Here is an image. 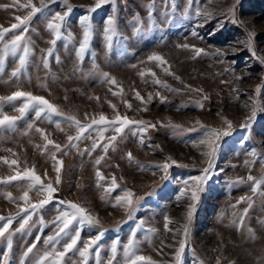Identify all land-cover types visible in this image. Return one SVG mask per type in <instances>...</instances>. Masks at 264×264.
<instances>
[{
	"label": "rangeland",
	"instance_id": "1",
	"mask_svg": "<svg viewBox=\"0 0 264 264\" xmlns=\"http://www.w3.org/2000/svg\"><path fill=\"white\" fill-rule=\"evenodd\" d=\"M26 2L17 0L13 5L12 0H0V28H11L17 23L16 16L26 15L29 9L19 8V4ZM69 2L73 11L67 31L62 30L64 35L48 57L47 69L41 58L51 47L48 43L51 35L44 16L37 13L29 22L25 36L32 42L33 51L21 74L19 90L45 97L64 114L75 115L82 124L90 123L93 117L98 119L99 114L110 120L119 114L156 127L141 133L135 126H129L122 138L118 136L115 149L110 147L107 153L102 151V145L114 133L109 130L104 133L105 139L99 140L98 133L90 130L92 139L98 142L91 155L88 150L92 148V139L75 142V148L65 147L67 137L75 136L76 129L61 117L52 118L60 122L59 129L43 117L35 120L32 112L17 121V131L0 128V179L22 172L25 167H34L43 183L53 182L57 189L53 201L38 209L20 232L13 230L19 228L25 215L19 213V207L23 206L20 197L28 181L0 184V216L16 217L10 229V252L6 241L0 238V262L7 252L10 264H20L23 251L40 235V242L26 260V264H35L44 251L43 239L53 234V221L62 207L56 201L65 200L81 204L98 218L96 228L81 226V240L102 230L101 260L111 255V243L118 240L114 264H124L123 245L135 232L138 254L150 256L156 264H174V250L178 241L185 238L183 229L187 224L182 264H216L217 259L220 264H264V185L253 193L250 191L253 182L247 179L249 175L256 179L264 176V112H258L251 126L243 128L252 107L264 106V64L250 54L245 43L248 33H252L257 56L264 57V0H193L191 5L189 0H117V36L111 49L102 38L103 20L112 14L109 4L91 14L95 32L82 60L75 56L82 39L78 18L87 14L94 0ZM33 3L40 6L39 0ZM45 3L54 10L65 9L60 0ZM149 4L153 6L151 21ZM230 7L234 12L228 11ZM197 8L201 10L199 17L195 16ZM206 11L213 15L205 19ZM193 28L199 38L190 34ZM11 35L9 32L6 39ZM195 48L203 52L197 55ZM153 54L160 55L166 63L149 61ZM0 60L5 68V75L0 77V97H6L18 90L16 79L10 77L16 62L10 54L5 57L2 44ZM103 73L114 78L116 84L105 80ZM156 79L168 87L155 84ZM257 87L261 89L259 94L255 91ZM137 92L144 102L135 98ZM0 103L4 114L19 115L13 105L19 106L21 101ZM111 105H115V110ZM225 120L231 122V131L218 142L208 179L198 193L199 199L192 201L189 178L202 175L201 170L209 168V158L203 155L207 148L198 141L206 129H226ZM26 122H33L62 146V151L55 153L63 161L59 185H55L57 174L53 168L55 150L51 145L45 148L46 141L35 128L27 130ZM25 131L27 135L22 134ZM141 135L143 144L138 139ZM128 153L132 154L131 159ZM100 157L103 159L96 165ZM13 159L17 160L16 165L9 167L4 163ZM165 162L170 165L166 178L156 168ZM97 170L105 177L104 181L97 180ZM113 177L118 187L109 191ZM186 179L189 185L181 196L185 187L182 181ZM122 190L133 193L132 209L113 206ZM7 193H11L16 203L8 200ZM29 196L33 203L42 198L35 189ZM190 208L191 221L187 219ZM63 243L58 246L61 250ZM89 264H96L95 255L89 257Z\"/></svg>",
	"mask_w": 264,
	"mask_h": 264
},
{
	"label": "snow or ice",
	"instance_id": "2",
	"mask_svg": "<svg viewBox=\"0 0 264 264\" xmlns=\"http://www.w3.org/2000/svg\"><path fill=\"white\" fill-rule=\"evenodd\" d=\"M56 0H52V3H55ZM207 2V0H206ZM17 0H12V4L15 5ZM65 6L64 10H54L50 8L45 0H39V7L33 3V0H27L26 3L19 4V8L21 9H29L26 15L24 16H16L15 20L17 23H13L11 28H0V44H2V51L7 57L9 54L14 59L15 67L10 72V77L15 78L17 81V89L11 95L6 97H0V102L11 103L14 101H21L19 106L13 105L14 111L18 112V116H9L2 112V103H0V128H5L8 131H17V121L23 120L27 113H34V119L40 120L42 117L47 119L50 123H53V117H61L63 120L69 123V126H74L76 129L75 136H68V145L65 147H77L75 142H80L82 139H92V131L98 133V139L104 140V133L111 130L114 134L107 138V142L102 145V151L107 153L109 148L112 147L113 150L116 147V141L118 136L123 137L124 131L129 126H135L140 130L141 133L145 132L149 127L155 128V124H149L144 120H132L127 116H121L117 114L114 119H108L104 114H99V118L96 119L93 117L91 122L88 124H82L75 115H66L58 109L57 105H54L49 100H47L43 96L35 95L31 92L19 90L20 84L19 80L23 71L26 70L28 63L30 62V56L32 54V42L26 39L25 34L29 31V22L36 16L37 13H41L44 16L46 29L51 35V39L48 43L51 45L47 49V54L41 58L43 67L47 69L49 67L48 57L52 56L54 48L57 44V41L62 38L64 32L62 30L67 31V23L70 14L73 11V7L70 4L69 0H60ZM116 3L117 0H94V6L90 7L87 10V14L82 15L78 18V26L82 30V39L79 41L78 48L75 49V56L77 59L82 60L84 58L85 52L88 50L90 42L93 38L95 29L93 27L91 14L94 13L97 9L101 8L104 5H112V14L108 15L103 20V30H102V38L105 43V46L108 49H111L113 44V39L117 36V18H116ZM193 0H189V4L191 5ZM7 7V6H5ZM175 9V5H173ZM47 9V11H45ZM148 10V19L152 20V11L153 6L149 4L147 6ZM230 13L234 12L233 8H229ZM201 14V10L199 8L195 9V16L199 17ZM213 15L211 12H205V19ZM185 18H189L187 13L185 14ZM140 23V18L136 16V24ZM199 24V20L197 21ZM18 30V31H13ZM137 32L140 31L139 28L136 29ZM11 32L12 35L6 39L8 33ZM192 36L198 37V33L193 28V31L190 33ZM67 35L71 38L72 33L70 31L67 32ZM246 46L250 49V54L257 58L261 64H264V57H258L255 48V37L252 33H248ZM182 47L188 48L189 45H183ZM194 47V46H192ZM43 51V50H42ZM233 51H236L235 49ZM195 52L197 55L203 52L200 48H195ZM217 55L224 56L223 53H217ZM227 58H225L226 60ZM149 61H157L160 65H164L166 61L157 54L150 55L148 57ZM222 60L221 62H225ZM231 62V61H229ZM167 71V69H165ZM231 71H235L232 69ZM5 75L4 62L0 60V77ZM143 76L144 74L141 73ZM153 75H155L153 73ZM103 78L107 80L109 83L115 85L116 81L114 78H111L107 73H103ZM178 79L177 77H174ZM237 79H240L238 77ZM154 83L157 85H161L162 87L167 88L166 84H161V81L156 79ZM190 87V86H186ZM197 91H199L197 89ZM257 94L260 93V87H257L255 90ZM159 95V93H157ZM137 100L143 101V97L137 92L136 97ZM98 99V98H97ZM151 99V95H149V100ZM163 102V100H162ZM111 107L115 110V105H111ZM130 107V105H129ZM202 108V105H200ZM147 110V109H144ZM258 112H264V106L254 105L252 107L250 115L246 118L243 128L247 129L251 126L252 122L256 119ZM87 115V114H86ZM55 127L61 128V124L59 121H55ZM224 124L227 126L226 129H206L203 132L202 137L199 139L198 143L207 148V151L203 152V155L209 158V168L202 169V175L192 176L189 179L192 184L191 187L193 191L191 192V200L197 201L199 199V191L202 190L203 184L208 179L209 169L212 167V158L216 155L219 147V141L223 137H227L231 131L232 124L230 121L225 120ZM98 126L93 128V126ZM103 126V127H99ZM35 128V132L39 133L43 138L45 143V148L48 145H51L55 152L52 154V159L54 160L53 168L56 172L55 185H59L60 181V172L62 168L63 161L56 157L55 153H59L62 151V146L59 143L54 142L49 136L45 133L43 129L34 125L33 122H26V129L32 130ZM92 130V131H90ZM23 135H27L28 132L25 131L22 133ZM87 134V135H86ZM135 134V133H134ZM139 142L141 144L144 143L143 136L138 137ZM98 147L97 139H92V148L88 150V154L91 155L93 151ZM7 151H11L8 149ZM66 154V153H65ZM83 154V153H81ZM252 155H255L253 152ZM129 159L132 158V154L128 153ZM103 157L96 159V165H100ZM5 164H8L9 167L17 164V160L13 159L10 162L8 160H4ZM173 163H175L173 161ZM170 165L165 162L161 166H156L160 171L165 173V178L167 176V172ZM156 169H153V174H155ZM46 176V173H45ZM96 177L98 181H104L105 177L101 174L99 170L96 172ZM249 181H252V186L250 191L253 193L261 190V186L264 185V176H261L259 179H256L252 175H249L247 178ZM13 181H28L23 191V195L20 197V200L23 201V206L19 207V213H23L25 215L22 216L21 221L19 223V228L13 231L22 232L25 229V226L32 219V216L37 212L38 209L43 208L45 205L49 204L54 199V194L57 191L53 182H48L47 184L43 183V179L41 175L37 174L34 170L25 167L23 171H17L15 175L9 176L6 179H0V184H10ZM184 188L181 189L180 195L183 196L186 188L189 185V180L182 181ZM118 187L116 183V178L113 177L111 180V188L109 191H115ZM37 193L38 197H42L39 199L38 203H33L30 199L29 193L34 190ZM9 201L12 203H16L13 200L11 193L6 194ZM133 193L129 190H122L121 195H117L115 197L116 203L115 206H122L125 208L132 209L133 206ZM241 200H244L242 197ZM58 205L62 207L58 210V215L55 216L53 224V234L47 235L43 239L44 251L42 254L38 256L35 260V264H89V257L95 255L96 264H114L116 260V255L118 251L119 241H113L111 243V255L107 257L106 260H101L100 258V247L99 241H101L104 232L101 230L97 232L94 236L89 237L88 239L81 240V226L87 224L89 228H96L99 224L98 218L93 216L84 206L72 201L59 200L56 201ZM251 205V201H249V206ZM134 211V209H133ZM18 213V214H19ZM247 213V209H245V214ZM192 218V209L190 208L188 211L187 219L191 221ZM16 217H3L0 216V238H3L7 243L8 251H11L12 248V239L10 232L11 226ZM42 221V217H41ZM168 218H165V229L168 230ZM241 226L243 225V217L240 219ZM7 234V236H6ZM179 234V233H177ZM184 239L178 241V247L174 250L173 260L174 264H182V254L185 251L187 236H188V225L186 224L183 229ZM40 235L36 237L31 245H29L26 250L23 251L22 258L20 260V264H26V260L29 257V254L33 253V249L36 248L37 243L40 242ZM61 241H64L61 248H58L61 245ZM51 246V247H49ZM95 249V252L93 251ZM69 253L72 255L69 256ZM4 259L0 264H10L8 259V253L2 254ZM123 255H124V264H156L155 261L152 260L150 256H144L138 254V250L135 245V232L131 234V237L128 239L127 243L123 245ZM202 264V262H201ZM216 264H220L219 259H217Z\"/></svg>",
	"mask_w": 264,
	"mask_h": 264
}]
</instances>
